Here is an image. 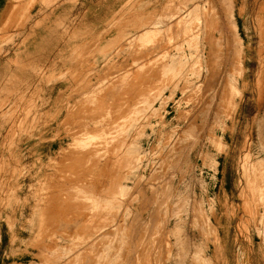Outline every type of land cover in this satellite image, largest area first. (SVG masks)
<instances>
[{
    "label": "rangeland",
    "instance_id": "374dc122",
    "mask_svg": "<svg viewBox=\"0 0 264 264\" xmlns=\"http://www.w3.org/2000/svg\"><path fill=\"white\" fill-rule=\"evenodd\" d=\"M6 1L9 7L0 11V200L18 195L24 206L15 208L18 239L14 244L8 226L0 225V264L88 262L87 247L60 259L62 250L56 253L43 244L33 246V222L41 224L42 242L54 238L69 244L61 238L81 233L89 236L84 246L98 238L99 264H104L106 239L119 247L118 264H264V196L253 197L239 166L246 141L257 146L254 154L260 143L264 145V0H235L237 32L220 0H215L219 12L215 52L191 64L190 78L195 80L185 92L172 95L166 90L160 120L144 124L143 140L152 155L133 186L125 180L132 187L121 197V217L115 193L119 167L100 170L112 153L87 165L81 161L82 151L68 152L83 129L67 123L66 113L76 104L80 117L88 107L95 108L97 127L105 126L103 99L78 102L90 93L99 95L101 88L100 94L119 100V64L114 63L123 57V48L130 47L134 32L152 26L150 20L172 23L170 45H181V27L166 18L173 9H168L171 0ZM244 49L250 55L246 95L239 91L226 101L233 82L241 79L239 61ZM134 52L127 50L125 56ZM164 53L151 55L145 71L153 70ZM110 65L112 75L97 77L96 72ZM129 69L128 80L143 78L137 75L138 68L125 70ZM207 72L218 80L211 95L222 104V112L228 120L240 119L235 132L215 146L203 139L209 129L189 127L200 109L203 119L210 113V106L195 105L204 99L205 88L199 80ZM115 78L117 83L112 81ZM144 85L143 92L155 84L149 80ZM122 96L124 103L137 100L133 95ZM242 99L244 107L239 110L235 103ZM110 113L109 119L119 118L116 107ZM185 145H189L186 152L178 151L174 159L168 155L169 149ZM260 156L258 172L264 171V152ZM250 167L247 163L246 172L250 173ZM106 200L117 201L114 210L103 206ZM94 213L107 220L91 221ZM105 223L116 224L118 234L115 229L101 234ZM13 245L20 250L15 259Z\"/></svg>",
    "mask_w": 264,
    "mask_h": 264
},
{
    "label": "bare ground",
    "instance_id": "6f19581e",
    "mask_svg": "<svg viewBox=\"0 0 264 264\" xmlns=\"http://www.w3.org/2000/svg\"><path fill=\"white\" fill-rule=\"evenodd\" d=\"M5 1V3H4ZM67 1V0H66ZM69 1V0H68ZM53 2V1H52ZM15 3V2H14ZM22 3V2H19ZM222 7L224 8L225 15L228 16L229 22L232 27L238 31V19L235 16V0H220ZM9 4L6 0H0V11L3 12ZM54 7V5H52ZM166 18L169 20L168 23L174 22L181 27L182 31V43L177 45V43L170 45L172 42L171 35L174 33V27L172 23L165 24L163 19L155 18L156 20H150L152 26L143 27V31L133 33L130 40V47L123 48V57L119 59V63H114L115 66L119 64V100L115 97H110V95L100 94L102 88L100 89L99 95L90 93L85 100L78 102V104L83 103H94L95 101L100 102L101 108L104 111L106 124L104 127H97V112L95 108H87L85 114L80 117L78 111V105L74 109L67 110L66 122H74V124H80L83 129L80 136H77L73 140L71 149L68 152L74 155L80 154L79 151L84 153L81 161L85 162L87 165L91 163L92 160H96L105 153H112L104 160V164L100 167L101 171H105L111 168L113 171L119 170V187L115 189V193L119 194V217L122 216L121 208L122 202L121 197L125 196L130 187L138 181L140 177L143 176L145 170L146 158L151 154V150L145 144L143 137H145L146 132L145 125L151 124L154 120H160L163 115L162 109L165 105L166 96L164 95L166 90H171V94L175 95L177 91L185 92L187 90V85L193 82L195 79L190 78L192 76L189 73V68L193 62L196 60H201L202 58H208L212 53L215 52L217 45H215L214 31L217 30L218 24V13L216 9L218 8L215 0H171L168 9H171ZM215 16V17H214ZM214 17V18H213ZM169 38L168 42L166 38ZM216 39V38H215ZM241 46L244 47L242 39L240 38ZM135 46L137 48H135ZM134 50L133 54L125 56V51ZM106 51V50H105ZM104 51V52H105ZM159 51H165L164 55L161 57L162 61L156 62L154 64L153 70L150 72L145 71L144 64L151 57V55L159 53ZM249 52L244 49L243 54L239 61L240 66V78L239 81L233 82V87L231 89V95L227 97V100H232L234 95L239 91L242 95H246L245 91L248 89V76L247 71L250 67L249 64ZM160 59V60H161ZM113 64V65H114ZM110 65L109 68L100 69L96 72L97 77L101 75H112L109 69L114 68ZM131 66L133 68H138L140 72H137L138 76L143 78L128 80L129 73L131 70H125L126 67ZM229 72H227L228 74ZM195 74V73H194ZM229 75V74H228ZM197 76V75H196ZM201 76V75H199ZM153 80L152 88L143 92V89L147 87L144 85L147 81ZM113 83H117V78L112 80ZM217 79L214 74L207 72L205 76L200 77L199 84L201 87L204 86L203 100L199 98L196 105L197 108L204 104V106H210V113L206 116V119L201 118V109L198 111L193 118L190 119L189 127L198 128L202 131L208 130V133L203 137L207 140V145L215 146L216 144H222L224 139H227L231 132H235L239 120L237 117H232L230 120L227 119L223 111L222 104L215 101V96L211 95V88L215 87L217 84ZM90 83V82H88ZM186 85H182V84ZM181 84V85H180ZM82 88L86 91V87ZM88 94V92H84ZM122 95H133L134 99L137 98L136 102L124 103ZM126 98V96H124ZM243 97V98H244ZM262 98L264 95L261 96ZM223 102V100H222ZM111 106H109V104ZM236 106L239 110L244 107L243 99L236 101ZM117 108L119 111V118L109 119L108 116L111 115L112 108ZM163 119V118H162ZM104 120V121H105ZM187 120V119H186ZM163 123V122H161ZM145 124V125H144ZM94 130V131H93ZM163 133V132H162ZM207 135V138H205ZM162 138V135H161ZM217 139V140H216ZM257 154V146L248 141L243 146V155L241 156L240 170L243 171V175L247 178L248 187L251 189L253 197L256 195L259 198H263L264 190L262 184H264V171H259L257 169V164L261 162L262 152H264V145L259 144ZM189 149V145H185L177 148H171L168 151V155L174 159L178 151L186 152ZM196 153L199 152L197 145ZM258 156L254 159V156ZM247 163L251 164L250 173L246 172ZM125 180H130L132 186ZM73 184V183H72ZM71 184V185H72ZM21 198L18 195L13 197H5L0 200V208H3L5 212L0 211V225L2 223L6 224L10 231L12 232V243L14 244L18 239V234L15 233V227L17 226V216L16 206L23 207L21 203ZM117 203L116 200H106L103 206L111 208ZM105 209V208H104ZM105 210L103 211V213ZM99 218L100 220H107L105 216L100 214H92L91 221ZM221 220V216L218 217ZM34 228H32L33 235V246L38 244H43L45 248H53L54 252L62 253L59 257L60 259L67 256L70 257L75 254L78 249L84 247L86 249V254L89 255V260L86 264H99L98 263V251L99 242L97 239L96 243H85L83 240H88L89 236L86 234H77L67 236L65 239L68 240L69 244H63L58 239L52 238L49 243L47 239L44 242L41 241V224L33 222ZM115 229L116 235L119 232V227L116 224L105 223L102 227V233L109 235ZM87 231L88 227H84ZM99 231V230H98ZM97 233V232H96ZM114 241L105 240L104 248V264H118L119 263V247L114 246ZM30 244V245H31ZM12 248V257L15 259L16 254L20 251L15 245ZM27 248V247H26ZM60 250V251H58ZM102 249L99 251V253ZM159 258V254L156 255V259ZM132 257H130V260ZM159 263V259L156 260ZM19 264L18 262H15ZM14 264V263H11Z\"/></svg>",
    "mask_w": 264,
    "mask_h": 264
}]
</instances>
